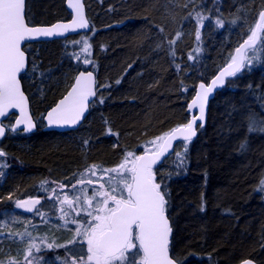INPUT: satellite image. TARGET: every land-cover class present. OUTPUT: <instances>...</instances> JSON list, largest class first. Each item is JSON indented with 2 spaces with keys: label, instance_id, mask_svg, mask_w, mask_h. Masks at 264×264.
<instances>
[{
  "label": "trees",
  "instance_id": "1",
  "mask_svg": "<svg viewBox=\"0 0 264 264\" xmlns=\"http://www.w3.org/2000/svg\"><path fill=\"white\" fill-rule=\"evenodd\" d=\"M83 1L89 33L32 43L26 50L29 70L21 84L37 130L13 133V118L6 122L0 141L5 153L0 157L5 164L0 167V211L23 198H44L51 189L49 180L65 185L75 205V197H81V205L84 195L93 192L85 184L94 180L93 172L86 170L96 165L101 175V169L118 166L128 152L139 155L153 147L149 141L187 123V104L196 86L229 62L264 9V0ZM27 9L31 25L70 18L64 0H27ZM197 12L206 17L200 29ZM217 18L223 27L216 25ZM81 38L89 43L92 67L81 63L85 57L77 50L80 45L70 49L69 42ZM256 47L248 55L260 60L227 80L209 104L205 127L176 147L174 153L183 154L186 146L185 167L177 168L173 153L154 169L157 182L170 193V252L179 264H238L247 259L264 264V192L258 190L264 133L248 134L246 128L249 113L264 120V46L258 41ZM81 70L96 75V98L86 119L75 131H42L43 114ZM114 175L101 182L107 191ZM81 179L82 186L72 187ZM46 202L42 199L39 208ZM82 251L84 246L77 244L50 253L62 264Z\"/></svg>",
  "mask_w": 264,
  "mask_h": 264
},
{
  "label": "snow or ice",
  "instance_id": "2",
  "mask_svg": "<svg viewBox=\"0 0 264 264\" xmlns=\"http://www.w3.org/2000/svg\"><path fill=\"white\" fill-rule=\"evenodd\" d=\"M69 4L76 12L70 24L57 23L51 27H36L31 26L28 15L30 9L26 10V0H0V118L6 117L5 110L19 108L23 118L16 120V125L27 124L24 131H31L35 127L26 112L27 97L22 91L20 78L29 70L26 57L29 43L38 37L62 36L70 29L88 27L80 0H76L74 4L69 0ZM196 19L202 26L206 17L197 12ZM215 22L219 27L224 26L223 21L219 18ZM249 32L247 39H244L243 43L235 49V54L230 55L227 67L220 71L211 84L206 86L205 83H200V90L188 105L189 110L198 108V115H193L188 123L177 126L170 132H165L149 141L148 143L153 147L147 149L143 155L128 152L124 156L123 162L117 167L101 169V171L115 174L110 176L108 181L110 191H94L92 196L84 195V203L87 207H84L83 210L88 217H91V220L86 222L87 227L81 224L75 230L74 238L68 241V244L71 245L82 246L86 243V252L82 251V254L77 255L74 259H65L62 264H179V261L170 255L173 232L168 215L170 204L167 197L170 196V193L166 185L162 187V183L157 182L154 168L158 162H162V158H166V154H171L169 150L178 133L184 142H190L196 136L195 125L198 120L204 121L205 119V106L209 96L218 85L224 84L225 77H237L244 69L250 71L253 60H260L256 56L250 57L248 53L256 52L258 41L261 46H264V10L259 12L258 20ZM195 36L199 41L201 38L199 29ZM169 44H175V41H169ZM88 47L85 42V52ZM77 59L79 60L80 57L77 56ZM189 59H193L191 54ZM83 63L88 64L91 61L84 59ZM31 70L33 72L37 70L34 61ZM94 85L93 73L81 71L67 95L48 111L46 116L48 126L77 125L88 107L90 98L96 96ZM99 102L103 103V100L101 99ZM203 126V123L199 125L200 128ZM246 128L248 134L264 133V120L259 119L254 113H249ZM10 130L16 131V128L13 127ZM4 135L5 128L0 125V137ZM246 147L247 140L240 144L241 151ZM186 152L185 146L183 154L174 153L177 159V168L185 167ZM4 155L5 153L0 150V157ZM97 167L93 165L86 171H92L95 174ZM87 182L92 184L91 180ZM78 183L83 184L84 180H78ZM64 187L66 186L60 185L61 189ZM103 187L104 185H101V188ZM258 190L264 192V180L260 181ZM96 196H100L102 199L97 201L93 207ZM80 200L81 197H75V202L79 203ZM109 202L112 206H109ZM61 203H67L69 208L73 206V200H69L67 195ZM38 204H40L39 199L17 200L15 207L32 212ZM89 208L91 211L88 210ZM200 210L204 211L203 206ZM36 211L40 214L38 209ZM61 211L65 217L68 216V213L63 209ZM68 222L77 223L75 219L65 220V223ZM0 235L3 234L0 233ZM51 247L52 245L49 244L48 248ZM60 247H67V245H60ZM32 249L40 251L35 243H31L25 260L28 264H37V258L28 259L33 255ZM0 264H3V261H0ZM9 264H17V262L10 259ZM243 264H251V261L245 260Z\"/></svg>",
  "mask_w": 264,
  "mask_h": 264
},
{
  "label": "rangeland",
  "instance_id": "3",
  "mask_svg": "<svg viewBox=\"0 0 264 264\" xmlns=\"http://www.w3.org/2000/svg\"><path fill=\"white\" fill-rule=\"evenodd\" d=\"M201 27H203V25L201 26V24H198V28L200 29ZM85 42L89 46V43L84 38L69 42V46L70 49L73 50L74 47L76 48L77 45H80L77 47L78 49H76L85 57L84 59H88L90 46L88 47L87 52H85ZM81 63H83V61H81ZM83 65H88L89 67L93 66L92 62L88 64L83 63ZM4 165V162L0 161V167ZM108 175H111V173L106 171L101 175L96 174V172L95 174L92 173L91 176H94L92 184H89L88 182L85 184H88L93 192L107 191L105 186L101 188V185H104L101 182L103 178ZM1 179L2 176L0 172V182ZM261 180H264V173ZM47 182L51 186V189L47 195L42 198L47 202L44 203L42 207H38L40 214H38L37 211L31 215L24 214L19 208L15 207L16 203L11 209L0 211V233L3 234L0 235V261H3V264H9L10 258L13 257L15 259L11 260L17 262L21 261L24 264H28L25 260V255L31 243H35L40 251L32 249L33 255L28 257L29 260H32L35 257L37 258V264H60L52 257L50 252H56L57 250H64L66 248L60 247V245L72 246L71 244H68V241L74 238L75 230L80 227L81 224H83L84 227L88 226L86 222L90 221L91 217H88L87 213L83 210L84 207H87L84 203V198H82V206L78 203L77 205L73 203L72 208H69L67 203H61V201L64 200L65 195H68L65 194V191H68L69 189H61V183H55L50 180ZM76 185L82 186L83 184L76 182L75 186ZM91 192L87 196H92L93 192ZM68 199L71 200L69 197ZM101 199L102 197L96 196L93 201V207H95L96 202ZM54 200L56 202L53 206L52 202ZM109 206H112L111 202H109ZM61 209L68 213L67 217L63 215ZM88 210L91 211V208ZM77 212H79V215H77ZM73 219H75L77 223H65V220L71 221ZM49 244L52 245L51 248H48ZM83 246L86 250V243L83 244ZM10 251H13L14 253Z\"/></svg>",
  "mask_w": 264,
  "mask_h": 264
},
{
  "label": "water",
  "instance_id": "4",
  "mask_svg": "<svg viewBox=\"0 0 264 264\" xmlns=\"http://www.w3.org/2000/svg\"><path fill=\"white\" fill-rule=\"evenodd\" d=\"M75 2H76V0H71V3L74 4ZM26 3H27V0H26ZM80 3H81V5H82V12H83V15H84V17H85V19H86V21H87V23H88V27H87V28H85V29H79V28H78V29H75V30H71V29H70L69 32L65 33V34L62 35V36H54V37H51V38L38 37V38L32 40L29 44H32V43H38V42H50V41L64 40V39L69 38V37H72V36H77V35H80V34L89 33L90 30H91V26H90L89 20H88L87 15H86V10H85V6H84V1H83V0H80ZM64 8H65L66 12L70 15V18H69L68 20H65V21H56V22H54V23H52V24H48V25H31V26H36V27H51L52 25H55V24H57V23H61V24H70L71 21H72V19H73V18L75 17V15H76L75 9L72 8V7H70L69 0H64ZM263 10H264V9H263ZM257 20H258V19H257ZM241 43H243V42H241ZM241 43H240V44H241ZM240 44H239V45H240ZM239 45H238V46H239ZM238 46H237V47H238ZM237 47H236V48H237ZM236 48H235V49H236ZM235 49H234V51H233V54H235ZM26 57H27V59H28L27 53H26ZM227 64H228V63H227ZM227 64H225L224 66H222V67H221V68H220V69L214 74V76H213L210 80H208V81L205 83V85H206V86H207V85H210L211 82H212V80L215 79V77L220 73V71H221L223 68L227 67ZM81 71H85V72H87V71H90V70H81ZM81 71H79V72L76 73V75L74 76V78H73V80H72L70 86L68 87V89L66 90V92L63 94V96L60 97V98L54 103V105L51 106V107H50V108H49V109L43 114V116H42V127H41V130H42V131H44V132H45V131H46V132H48V131H55V132H58V133H65V132L75 131V130H77V129L81 126V124H82V123L84 122V120L86 119V117H87V115H88V112H89V107H90L91 103L95 100L96 96L90 98V100H89V102H88V107H87L86 111L84 112V115H83L82 119H81V120L79 121V123H78L77 125H75V126H48V122H47V119H46V116H47L48 111H50L53 107H55V106L59 103V101H60L61 99H63V98L67 95L68 91L71 90V86L74 84V82H75V78L79 75V73H80ZM91 72L93 73V78H94V80H95L94 89H95V91H96V88H97V85H96V75H95V73H94L93 71H91ZM22 75H24V74H22ZM20 78H21V77H20ZM229 78H231V77H225V82H224V84H223V85H218V86L213 90L212 94H210L209 99H208V101H207V104H206V106H205V107H206V111H205V119H204V121H199V120H198L197 123H196V125H195V127H196V136H197V133H198V129L200 128L199 125H200L201 123H203V125H204L203 127H205V125H206L207 117H208V109H209V104H210V102L213 100V98L215 97V95L225 87V85H226V83H227V80H228ZM199 85H200V83L196 86V88H195V92H194L192 98L190 99V101H189L188 104H187V113H188V115H189V119H188L187 123L192 119L193 115H198V114H199V113H198V108L191 109V110L188 109V105L191 103V101H192V99L195 97L196 93L200 90V89H199ZM21 87H22V84H21ZM22 91L24 92L23 87H22ZM24 94H25V92H24ZM25 96L27 97L26 94H25ZM5 111H6V117H5V118H0V125H2V126L5 128V135H6V132H7V128H6V126H5V122H6L11 116L14 117V118H13V120H12V123H11V127H10V129L13 128V127L16 128V131H12L13 133H15V132H22V133L25 134V135H30V134L34 133V132L37 130V124H36V122H35V120H34V118H33V116H32L31 108H30V102H29L28 97H27L26 112H27V114L31 117L32 122L35 124V127H34L31 131H24V130H23L24 128L27 127V124H21V125H18V126L16 125V120H18V119H22V118H23L22 115H21V113H20V109H19V108L7 109V110H5ZM5 135H4L3 137H0V141L5 137ZM196 136H195V137H196ZM195 137H193L192 140H193ZM182 142H184V141L182 140V138H180V134L178 133V134H177V138L174 139L173 142H172V148L169 150V153H171V154H166V158H162V162H158L154 169H156L157 167H159V166H160V165H161V164H162L167 158H169V157L174 153L176 147H177L180 143H182ZM144 153H145V152H142V153H140L139 155H143ZM29 199H39V200H40V204H41V201H42L40 197H27V198L20 199V201H25V200H29ZM40 204L36 205V206H35V209H36ZM35 209H34L32 212H29V211H27V210H25V209H21V208H19V210H20L22 213L27 214V215L32 214V213L35 211ZM170 223H171V221H170ZM171 240H172V235H171ZM170 247H171V245H170ZM170 255H171V252H170ZM244 261H245V260H244ZM247 261H251V264H257L256 262H254L253 260H250V259H247ZM238 264H243V261H241V262L238 263Z\"/></svg>",
  "mask_w": 264,
  "mask_h": 264
},
{
  "label": "flooded vegetation",
  "instance_id": "5",
  "mask_svg": "<svg viewBox=\"0 0 264 264\" xmlns=\"http://www.w3.org/2000/svg\"><path fill=\"white\" fill-rule=\"evenodd\" d=\"M40 205H41V204H40ZM40 205H39V206H40ZM39 206H38V207H39ZM38 207H37L36 209H38ZM36 209H35V211H36Z\"/></svg>",
  "mask_w": 264,
  "mask_h": 264
}]
</instances>
